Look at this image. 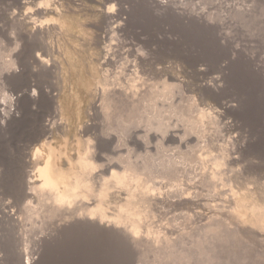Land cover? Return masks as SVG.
I'll list each match as a JSON object with an SVG mask.
<instances>
[{
  "label": "rangeland",
  "instance_id": "1",
  "mask_svg": "<svg viewBox=\"0 0 264 264\" xmlns=\"http://www.w3.org/2000/svg\"><path fill=\"white\" fill-rule=\"evenodd\" d=\"M110 4L116 5L113 10L115 12L112 13L114 19L105 17L106 9ZM223 64L226 68H223ZM13 73H17L14 74L13 79L8 78ZM32 83L35 85L33 84L30 89L31 95L36 94L35 86L50 93H47L50 95L47 97L49 100L46 97L40 100L35 115H30L22 104L20 106L15 104V97L26 91ZM206 84L209 86H204ZM262 87H264V0H123V2L122 0H0V117L7 116L4 115V109L10 114L17 113L22 116L17 127L6 133L0 131V258L3 263L17 264L23 261L29 264V259L36 260L39 251L43 248V240L49 238L53 232L55 225L52 223L60 222L57 217L55 218L58 220L42 218V214L31 215L28 210L31 195L34 194L28 189L31 188L32 183L38 182L33 173L37 166H44L46 152L42 146L45 139L50 138V144L60 153L59 157H62V165L68 168L67 156L74 158L78 152L84 151L88 144L84 142H88L89 138L92 142L89 145L93 146H91L92 156L98 162V170L94 171L95 176L100 177L107 170L119 166L132 165L140 168L147 165L153 168L150 172H155V177H158L148 183V186H151L150 192L140 195L142 200L146 199L144 202H148L149 208L148 213L144 214L141 225L142 237L140 236L139 239L141 238L142 244L139 246V251L136 249L134 254L133 251H127L124 254L127 255L126 257L123 256L113 264H171V262L180 264L182 259V264H258L261 261V264H264V256L257 259L264 252L262 249L264 218L255 220L256 212L264 201ZM104 90L112 98L120 97L117 101L124 102H119L120 106L133 104L131 98H128L131 93H138L136 97L146 101L138 105L133 114H126L124 116L126 121L122 123L114 119V115L106 116L104 111L106 105L102 98ZM119 92L122 94H118ZM155 100L159 101L156 103ZM239 104L240 107L230 115L228 109ZM150 106H153V110ZM53 110L57 117L56 114L53 115ZM187 112L188 114H185ZM200 112H212L213 118H205L206 122L198 120V123L195 117L197 118ZM180 117L184 119L181 120ZM184 126H187L185 130ZM51 127L50 135L48 129ZM201 130H204L203 133ZM250 135L251 137L248 138ZM101 138L106 139L107 144L101 145ZM109 142L114 144H108ZM37 149L41 153L39 158L33 156ZM205 150H210L214 156L220 153L221 155L226 153L224 154L226 158L227 155L229 156V159L227 158L229 162L223 167L225 169L222 168L223 173L216 178L218 180L209 181L205 175L207 173L205 170L209 171L212 167L209 158L204 164L198 160L199 158L196 159L199 153L201 155ZM217 152L219 153L216 154ZM174 159H178V162ZM236 168L244 177L251 180L246 184L248 186H245V191H241L243 194L240 196L234 194L232 189L229 191L224 181L225 177L227 180L233 176ZM244 172L248 173L245 175ZM222 175L224 176L221 177ZM125 192L123 189L118 190L111 198L106 197L104 200L98 196L96 198L99 200L94 199L95 196L94 200L89 199L88 202L95 211L94 217L104 216L103 218L110 219L108 216L113 212L115 204L125 198ZM26 193L31 194L28 196ZM252 196H256V199ZM260 197L262 198L259 199ZM235 199L239 200V203ZM101 200L102 203H99ZM230 206H233L232 209ZM224 222L237 228L234 226L232 228L230 225L224 227L222 226L225 225ZM210 226L216 231L212 233ZM227 228L228 233L225 231ZM50 230L51 232H47ZM204 230H206L205 234ZM229 230L236 234H229ZM152 231L156 232L159 238L173 239L172 243L175 242L177 245L173 243L171 252L186 251V255L182 256V259L171 254L170 259H157L153 251L154 247L150 244V240L153 239L151 237H154ZM222 231H225V236ZM220 232L222 234L217 235ZM238 235L244 237L239 239ZM222 236L225 238L220 243ZM239 240L242 242L240 245ZM207 241L209 244H206ZM219 244L221 249L218 248ZM208 245L216 246L218 260L212 263L203 262L204 255L201 249L206 250ZM230 245L232 247H229ZM244 245L250 247L246 250ZM100 246H103L101 241ZM226 246L227 249H224ZM252 247L255 249L252 250ZM254 250L255 253H251ZM136 251L140 255H137ZM20 252L24 256L23 260L17 257ZM256 252L260 254L258 257ZM96 256H92L91 261L82 258L79 262L102 264L104 260L103 264H107L105 258L99 259L98 257L101 256ZM245 256L248 259H245ZM228 259L231 263H228ZM253 259H257L256 262ZM164 260L168 262L162 263Z\"/></svg>",
  "mask_w": 264,
  "mask_h": 264
},
{
  "label": "bare ground",
  "instance_id": "2",
  "mask_svg": "<svg viewBox=\"0 0 264 264\" xmlns=\"http://www.w3.org/2000/svg\"><path fill=\"white\" fill-rule=\"evenodd\" d=\"M44 1H48V0H44ZM131 1V0H130ZM135 1V0H134ZM123 2V0H122ZM126 2V1H125ZM17 3V2H16ZM114 4V3H113ZM113 4H110L108 5L107 7V11L105 13V17L106 19H114L112 16H114V12L113 10L114 6ZM127 7V6H126ZM117 8V7H116ZM47 9V8H46ZM123 9V8H122ZM127 10V9H126ZM137 10V9H136ZM119 12V11H118ZM128 12V11H127ZM113 13V14H112ZM136 13V12H135ZM125 16V15H124ZM188 16V14H187ZM192 17V16H191ZM132 18V17H131ZM119 20V19H118ZM155 21V20H154ZM174 21V20H173ZM111 22V21H110ZM156 22V21H155ZM172 22V21H171ZM176 22V21H174ZM173 22V23H174ZM133 23V22H132ZM161 23V22H160ZM188 23V22H187ZM24 24V23H23ZM46 25V24H45ZM44 25V26H45ZM119 25H121L119 23ZM27 26V25H26ZM185 26V25H184ZM204 26V25H203ZM136 27V26H135ZM155 27V26H154ZM160 27V26H159ZM46 28V27H45ZM180 28V27H179ZM187 28V26H186ZM42 29V28H41ZM127 29V28H126ZM140 29V28H139ZM138 29V30H139ZM153 29V28H152ZM170 29V28H169ZM204 29V28H203ZM208 29V28H207ZM165 30V29H164ZM178 30V29H177ZM123 31V30H122ZM166 31V30H165ZM176 31V30H175ZM153 32V31H152ZM34 33V32H33ZM204 35V34H203ZM210 35V34H209ZM30 36V35H29ZM194 36V35H193ZM171 37V36H170ZM218 37V36H217ZM173 38V37H172ZM185 38V37H184ZM196 38V37H195ZM206 38V37H205ZM209 39V38H208ZM29 40V39H28ZM27 40V41H28ZM201 40V39H200ZM141 41V40H140ZM189 41V40H188ZM210 41V40H209ZM169 42V41H168ZM159 45V44H158ZM216 45V44H215ZM206 46V45H205ZM167 47V46H166ZM191 47V46H189ZM206 48V47H205ZM181 49V48H180ZM211 49V48H210ZM209 49V50H210ZM233 49V48H232ZM206 50V49H205ZM212 51V50H211ZM216 52V50H215ZM244 52V51H243ZM131 56V55H130ZM190 56V55H189ZM220 58V57H219ZM241 58V57H240ZM248 59V58H247ZM17 60V58H16ZM222 61V60H221ZM237 61V60H236ZM231 62V61H230ZM111 63V62H110ZM223 68H226L224 67V64L222 65ZM230 66V65H228ZM108 67V66H107ZM249 67V66H248ZM42 68V67H41ZM104 68V67H102ZM236 68V67H235ZM244 69V68H243ZM19 70V69H18ZM252 70V68H251ZM28 71V70H27ZM35 71V70H33ZM15 72V71H14ZM18 72V71H17ZM228 72V71H227ZM9 74V73H8ZM14 74H17V73H13L12 75L8 76V78H11L13 79V77L15 76ZM254 77V76H253ZM20 79V78H19ZM7 80V78H6ZM217 82V80H215ZM219 81V80H218ZM34 83H32L31 85H29V89L27 88L26 91H23L21 95L18 94L17 97H15V104L20 106L22 104V106H24V108L28 110L29 114L30 115H35L38 111H37V106L39 105V102L40 100L44 99L45 97L47 98L48 95L47 93H49V91H46L39 88V87H34L36 89V94L34 95H31L30 94V89L32 88V85ZM208 84V83H207ZM204 85V86H209V85ZM35 85V84H34ZM163 85V83H162ZM168 85V84H167ZM173 85V84H172ZM171 85V87H172ZM18 86V85H17ZM38 86V85H37ZM161 87V86H160ZM175 87V86H174ZM44 88V87H43ZM159 88V86H158ZM168 88V87H167ZM211 88V87H210ZM208 88V89H210ZM24 89V88H23ZM45 89V88H44ZM93 89V88H92ZM91 89V90H92ZM162 89V87H161ZM165 89V88H164ZM163 89V90H164ZM174 89V88H173ZM205 89V88H204ZM212 89V88H211ZM33 90V91H34ZM47 90V89H46ZM166 90V89H165ZM262 90L264 91V87H262ZM29 91V92H28ZM93 91V90H92ZM136 91V89H135ZM172 91V90H171ZM32 92V91H31ZM118 92V91H117ZM137 92V91H136ZM173 92V91H172ZM185 92V91H183ZM211 92V91H210ZM213 93H215L214 91H212ZM94 93V92H93ZM154 93V92H153ZM50 94V93H49ZM95 94V93H94ZM117 94V93H116ZM120 94V92L118 93ZM122 94V93H121ZM120 94V95H121ZM158 94V93H157ZM160 94V93H159ZM158 94V95H159ZM190 94V93H189ZM129 95V94H128ZM138 95V93H134L130 95V97L128 96V98H131V101L133 102V104H127V106H120L121 104L119 102L121 101H117V99H119L120 97L116 98H112L111 96L108 95V92L106 90L103 91V94H102V98H103V102L104 104L106 105L105 107V114L106 116L107 115H114V119H116L117 121H120V122H124L126 120H124V116L128 113H132L134 110H136V108L138 107V105H140L142 102L144 103V101H146V99H138L136 96ZM148 95V94H147ZM151 95V94H150ZM119 96V95H118ZM161 96V95H160ZM159 96V97H160ZM168 96H170L168 94ZM184 96V95H183ZM182 96V97H183ZM137 99H136V98ZM145 97V96H144ZM181 97V98H182ZM12 98V97H11ZM149 98V97H148ZM152 98V97H151ZM156 98V97H155ZM154 98V99H155ZM158 98V97H157ZM170 98V97H169ZM186 98V97H185ZM193 98V97H191ZM48 99V98H47ZM168 99V98H167ZM49 100V99H48ZM115 100L117 102H115ZM148 100V99H147ZM153 100V99H152ZM151 100V101H152ZM170 100V99H169ZM168 100V101H169ZM11 101V100H10ZM14 100H12L13 102ZM130 101V102H131ZM150 101V100H148ZM159 101V100H158ZM157 101V102H158ZM165 103H167V101L163 100ZM162 101V102H163ZM123 102V101H122ZM126 102V101H125ZM156 102V100H155ZM154 102V104H155ZM156 102V103H157ZM161 102V101H160ZM161 102V103H162ZM163 102V103H164ZM171 102V101H170ZM11 103V102H10ZM119 103V104H118ZM124 103V102H123ZM136 103V104H135ZM149 103V102H148ZM180 103V102H179ZM153 104V102L151 103ZM160 104V103H159ZM169 104V103H167ZM238 104V103H237ZM146 105V104H145ZM155 105H158V104H155ZM161 105V104H160ZM166 105V104H164ZM172 105V104H171ZM12 106V105H11ZM143 106V105H142ZM182 106V105H181ZM151 107V106H150ZM155 108L158 106H154ZM165 106H163V109H164ZM171 107V106H170ZM180 107V106H179ZM240 107V104L238 106H231L229 109H228V112L230 113V115H233L235 113V111ZM19 108V107H18ZM22 108V109H24ZM55 108V107H54ZM148 108V107H147ZM153 108V106L151 107V109ZM183 108V107H182ZM176 109V107H175ZM191 109V108H190ZM40 110V108H39ZM57 110V109H55ZM55 110H53V115L55 116L56 112H54ZM140 110V109H139ZM143 110V109H142ZM153 110V109H152ZM157 110V109H156ZM165 110V109H164ZM168 110V109H167ZM171 110V109H170ZM198 110V109H197ZM155 111V109H154ZM162 111V110H161ZM174 111V110H173ZM180 111V109H179ZM178 111V112H179ZM189 111V110H188ZM194 111V110H193ZM202 111V110H200ZM204 111V110H203ZM210 111V109L208 110ZM212 111V110H211ZM58 112V111H57ZM144 112V111H143ZM151 112V111H150ZM166 112V111H165ZM164 112V113H165ZM176 112V111H175ZM190 112V111H189ZM3 113V112H2ZM138 113V112H137ZM146 113V111L144 112ZM152 113V112H151ZM157 113V112H155ZM154 113V114H155ZM159 113V111H158ZM167 113V112H166ZM183 113V112H182ZM180 113V114H182ZM7 116H1L0 117V131L1 133H6L8 130H11L15 127L18 126V123L22 120V116L17 115V113H12L10 114V112H5V109H4V115ZM52 114V113H51ZM133 114V113H132ZM149 114V113H147ZM153 114V115H154ZM179 114V115H180ZM185 114H188L185 113ZM199 114V113H198ZM197 114V116H198ZM142 115V114H141ZM152 115V116H153ZM158 115V114H157ZM177 115V114H176ZM216 115V113H215ZM50 116V115H49ZM132 115H130L131 117ZM140 116V115H139ZM149 116V115H148ZM173 116V115H172ZM189 116V115H188ZM56 117H57V114H56ZM174 117V116H173ZM52 118V117H51ZM55 118V117H54ZM59 118V117H58ZM127 118V116H126ZM154 118H155V115H154ZM158 118V117H157ZM176 118V117H175ZM181 118V117H180ZM183 118V117H182ZM181 118V120H182ZM188 118V117H187ZM205 118H213V113L212 112H200L199 116L195 119H197L196 122H198V120H203L205 121L204 119ZM218 118V117H217ZM216 118V120H217ZM131 119V118H130ZM153 119V118H152ZM184 119V118H183ZM191 119V118H190ZM189 119V120H190ZM111 120V119H110ZM109 120V121H110ZM194 120V118H193ZM172 121V120H171ZM184 121V120H183ZM64 122V121H63ZM113 122V121H112ZM122 122V123H123ZM131 122V121H130ZM178 122H179V119H178ZM177 122V123H178ZM206 122V121H205ZM62 123V122H61ZM60 123V125H61ZM125 123V122H124ZM138 123V122H137ZM143 123V122H142ZM199 123V122H198ZM155 124V123H154ZM160 124V123H159ZM188 124V123H187ZM192 124V123H191ZM190 124V125H191ZM196 124V123H195ZM193 123V125H195ZM211 124V122H210ZM219 124V123H218ZM65 125V124H64ZM117 125H118V122H117ZM122 125V124H121ZM143 125V124H142ZM198 125V124H197ZM197 125H196V128H197ZM202 125V124H200ZM199 125V126H200ZM205 125V124H204ZM152 126V125H151ZM162 126V125H161ZM169 126V125H168ZM203 126V125H202ZM206 126V125H205ZM220 126V125H219ZM166 127V125H165ZM164 127V128H165ZM185 127L187 126H184V130H185ZM190 127V126H189ZM201 127V126H200ZM208 127V126H207ZM44 128H45V125H44ZM121 128V127H120ZM123 128V127H122ZM121 128V129H122ZM135 128V127H134ZM148 128V127H146ZM161 128V127H160ZM183 128V127H182ZM192 128V126H191ZM205 128V127H204ZM112 129V128H111ZM128 129V128H127ZM174 129V128H173ZM194 129H195V126H194ZM194 129H191V130H194ZM201 129H203L201 127ZM213 129V128H212ZM49 132L48 134L51 135V130H52V127L50 129H48ZM114 130V129H113ZM112 130V131H113ZM149 130V129H148ZM163 130V129H162ZM175 130V129H174ZM206 130V129H205ZM208 130V129H207ZM206 130V131H207ZM231 130V129H229ZM166 131V130H165ZM189 131H190V128H189ZM188 131V132H189ZM195 131V130H194ZM197 131V130H196ZM204 131V130H203ZM203 131L201 130V132L203 133ZM228 131V129L226 130V132ZM149 132V131H148ZM156 132V131H155ZM161 132V131H159ZM183 131H181L182 133ZM185 132V131H184ZM198 132V131H197ZM210 132V130H209ZM208 132V133H209ZM231 132V131H230ZM229 132V133H230ZM146 133V132H145ZM176 133V132H175ZM187 133V132H185ZM194 133V132H193ZM196 133V132H195ZM233 133V132H232ZM167 134V133H166ZM200 134V133H198ZM142 135V134H141ZM169 135V133H168ZM186 135V134H185ZM189 135H190V132H189ZM230 135V134H229ZM120 136V134H119ZM143 136V135H142ZM182 136H184L182 134ZM200 136V135H199ZM198 136V137H199ZM144 137V136H143ZM203 137V136H202ZM247 137V136H246ZM251 135L248 137L250 138ZM183 138V137H182ZM247 138V139H248ZM85 139V138H84ZM87 139V138H86ZM185 139V138H184ZM232 139V138H231ZM236 139V138H235ZM234 139V140H235ZM252 139V138H251ZM50 138H46L44 143H43V149L44 151L46 152L45 155H44V164L45 162L48 160L49 156H51V164H50V169H49V176H50V180H51V184H52V187L48 188V189H41L40 188V184L43 183L42 181H38L37 183H30L31 184V188H29L30 184H27L29 185L28 186V190H30V192H34V194L32 193L31 195V202H30V205L28 206V210L30 211V214H35L37 216L42 214V218L45 217L48 219L49 218H59V221L60 222H57L56 224L52 223V225H55L54 228H53V232L50 234V237L49 238H46L45 241L43 240V248L41 251H39V256L36 260H34L33 258L32 259H29V264H75V263H80L82 264L80 261V259L82 258H85L87 260H90V258H92V256H96V255H99L101 257H98L99 259H102L105 258L106 261H107V264H113L115 262H118L123 256H125L124 254H126V252H132L133 251V254L135 253V250L137 249V251H139V246H141L142 243H140V239L139 237L141 236L140 233H141V229H142V222H143V217H144V214L145 213H148V202H144V200L141 199L143 193L145 194V192H150V188L151 186H148L150 183V181H152V179H156L158 177H155L156 173H152L150 172L151 169H153L152 167L150 166H143V167H134L132 165H127V166H119L117 168H114L110 171H106L105 174H103L102 176L98 177V176H95L94 175V171H92V168L90 167L91 165H96L97 168H98V162H96L92 156V152L91 151V148L92 147L89 145V138H88V142H84L85 144H87V147L84 151L82 152H78V154L73 158L71 156H67V163L68 164V168H64V166L62 165V157H59L60 156V153L57 152L53 147L52 145L50 144ZM115 140L117 141V139L115 138ZM121 140V139H120ZM181 140V139H180ZM187 140V139H186ZM185 140V141H186ZM249 140V139H248ZM85 141V140H84ZM115 141V142H116ZM174 141V140H173ZM196 141V140H195ZM203 141V140H201ZM243 141V140H242ZM259 141V140H257ZM192 142V141H190ZM204 142V141H203ZM202 142V143H203ZM117 143V142H116ZM163 143V142H162ZM200 143V142H199ZM237 143V142H236ZM240 143V142H239ZM246 143V142H245ZM53 144V143H52ZM98 144V143H97ZM100 144L101 145H104V144H107V141L106 139H102L100 140ZM108 144H114L113 142L112 143H108ZM122 144V142H121ZM204 144V143H203ZM235 144V143H234ZM183 145V144H182ZM188 145V144H186ZM190 145V144H189ZM214 145V144H213ZM249 145V144H248ZM86 146V145H85ZM124 146V145H123ZM211 146V145H210ZM217 146V145H215ZM230 146V145H229ZM228 146V147H229ZM159 147V146H158ZM164 147V146H163ZM181 147V146H180ZM186 147V146H185ZM184 147V148H185ZM200 147L202 148V146L200 145ZM199 147V149H200ZM204 147V146H203ZM207 147V146H205ZM222 147V146H221ZM247 147V145H246ZM252 147V146H251ZM78 148V147H77ZM188 148V146H187ZM240 148V147H239ZM190 149V148H189ZM211 149V148H210ZM93 150V149H92ZM160 150V149H159ZM167 150V149H166ZM198 150V149H197ZM208 150V148L206 149ZM205 150V153L201 154L199 153V157H196L199 158L198 160H200V162H202L203 164L205 163L206 159L209 158V160L211 161L212 163V167L209 168L207 170H205V172H207L205 175L207 177V179L209 181H212L214 179H216L218 176H220L223 172L222 170L225 169L223 168L224 166L227 165V163L229 162V156L227 155V158H226V153L222 154L220 153V155L218 156H214L210 153V150L209 151H206ZM217 150V149H216ZM243 150H244V147H243ZM131 151V150H130ZM158 151V150H157ZM201 151V150H200ZM227 151V150H226ZM229 151V150H228ZM241 151V150H240ZM173 152V151H172ZM177 152V151H176ZM193 152V151H192ZM199 152V151H198ZM36 153L37 151L35 152V154L33 156H36ZM67 153V152H66ZM171 153V152H170ZM215 153V151H214ZM219 152H217L216 154H218ZM41 154V153H40ZM65 154V152L63 153ZM172 154V153H171ZM215 154V155H216ZM230 154V152H229ZM232 154V153H231ZM168 155V154H166ZM182 155H183V151H182ZM187 155V154H186ZM65 156V155H64ZM74 156V155H73ZM95 156V154H94ZM122 156V155H121ZM164 156V155H163ZM162 156V157H163ZM180 156V155H179ZM185 156V155H184ZM198 156V155H197ZM232 156V155H231ZM40 157V155L38 156V158ZM66 157V156H65ZM64 157V158H65ZM34 158V157H33ZM63 158V160H64ZM118 158V157H117ZM122 158V157H121ZM168 158V157H167ZM190 158V157H189ZM188 158V159H189ZM99 160V159H98ZM120 160V159H119ZM118 160V161H119ZM169 160V159H168ZM178 160V159H177ZM176 159H174V161H177ZM241 160V159H240ZM101 161V160H100ZM151 161V160H150ZM166 161V160H165ZM236 161V160H234ZM254 161V160H253ZM169 162V161H168ZM178 162V161H177ZM196 162V161H195ZM230 162L231 159H230ZM154 163V162H152ZM156 163V162H155ZM161 163V161H160ZM164 162H162L163 164ZM167 163V161H166ZM209 163V162H208ZM209 163V164H211ZM234 163V162H233ZM256 163V162H255ZM264 163V161H263ZM262 163V164H263ZM33 164V163H32ZM130 164V163H129ZM173 164V163H171ZM198 164V163H197ZM201 164V165H203ZM208 164V165H209ZM34 165V164H33ZM155 165V164H154ZM153 165V167H154ZM158 165V164H157ZM168 165V164H167ZM200 165V163H199ZM229 165V164H228ZM264 165V164H263ZM137 166V165H135ZM152 166V164H151ZM162 166V165H161ZM233 166V164H232ZM235 166V165H234ZM245 167V165H243ZM255 166V165H254ZM38 167V166H37ZM66 167V166H65ZM159 167V166H158ZM199 167V166H198ZM263 167V166H262ZM36 168V167H35ZM170 168V167H169ZM202 168V166H201ZM206 168V167H204ZM223 168V169H222ZM230 168V167H228ZM254 168V167H253ZM260 168V167H258ZM37 169V168H36ZM156 169V168H155ZM203 169V168H202ZM233 169V168H232ZM231 169V170H232ZM241 169V168H240ZM246 169V168H245ZM248 169V168H247ZM252 169V168H251ZM264 169V168H263ZM147 170V171H145ZM163 170V169H161ZM201 170V169H200ZM203 170V171H204ZM235 170V169H234ZM233 170V171H234ZM239 170V169H238ZM237 168H236V171L235 173L233 174V176L229 177L227 180H225V177L224 178V181L226 182H223L226 184L229 189H232L235 193L234 194H237L238 196L242 195L243 193H241V191H245V188L248 186L246 185L249 181H251L250 179H248L247 177H244L243 174H241L240 172H238ZM259 170V169H258ZM156 172H158V170H154ZM182 171V170H181ZM243 171V170H242ZM245 171V170H244ZM251 171V170H249ZM115 172L116 175L113 176L112 173ZM147 172H149V174L147 175ZM169 172V171H168ZM204 172V173H205ZM230 172V171H229ZM257 172V171H256ZM260 172V171H259ZM262 172V171H261ZM104 173V172H103ZM160 173V172H159ZM202 173V172H201ZM232 173V172H231ZM248 173V172H247ZM246 173V174H247ZM252 173V172H251ZM249 172V174H251ZM228 174V173H227ZM226 174V175H227ZM245 174V172H244ZM245 174V175H246ZM254 174V173H253ZM99 175V174H98ZM159 175V174H157ZM230 175V174H228ZM150 176V179H148ZM224 175H222L221 177H223ZM259 176V175H258ZM199 177V176H198ZM205 177V179H206ZM263 177V176H262ZM147 178V179H146ZM161 178V177H160ZM164 178V176H163ZM204 179V180H205ZM149 180V181H148ZM218 180V179H216ZM222 180V179H221ZM254 180V179H253ZM215 181V180H214ZM220 183H222L221 181H219ZM256 182V181H255ZM213 183V182H212ZM218 183V182H217ZM255 184V183H254ZM217 185V184H215ZM222 185V184H221ZM253 185V183H252ZM184 186V185H183ZM212 186V185H211ZM214 186V185H213ZM246 186V187H245ZM250 186V185H249ZM154 187V186H153ZM225 187V186H224ZM253 187V186H252ZM215 187H213L214 189ZM226 188V187H225ZM251 188V187H250ZM27 189V187H26ZM123 189L124 191H126L125 193V198H123L122 200H120V202L118 201V203L115 204L114 206V210L112 213H110V219H108L106 217V220L105 218L101 217V218H97L96 216L94 217V208L91 206V204L88 202L89 199H94L96 198V196H98V198H102V200H104V198L106 197H110L112 196V194L114 192H117L118 190H121ZM189 189V188H188ZM217 190V189H216ZM224 190V189H223ZM250 190V189H249ZM183 191V190H182ZM207 191V190H206ZM218 191V190H217ZM222 191V190H221ZM230 191V190H229ZM251 191H252V188H251ZM251 191H250V194H251ZM232 192V191H231ZM152 193V192H151ZM233 193V192H232ZM28 196H30L29 194L31 193H26ZM189 194V193H188ZM258 194V193H257ZM26 195V197H27ZM181 195V194H180ZM185 195V194H184ZM231 195V194H230ZM245 195V193H244ZM262 195V194H261ZM233 196V195H232ZM231 196V197H232ZM259 196V194H258ZM146 197V196H145ZM188 197V196H187ZM248 197V195L246 196ZM251 197V196H250ZM255 198L256 196H252V198ZM264 197V195H263ZM29 198V197H28ZM96 198V199H98ZM235 198V197H234ZM241 198V197H240ZM244 198V196H243ZM262 197H260L259 199H261ZM93 199V200H94ZM150 199V198H149ZM225 199V198H224ZM239 199V198H237ZM256 199V198H255ZM99 200V199H98ZM102 200L99 201V203L101 202L102 203ZM236 200V199H235ZM264 200V199H263ZM151 201V200H150ZM231 201V200H230ZM233 201V200H232ZM237 202L239 200H236ZM242 201V200H241ZM244 201V200H243ZM248 201V200H247ZM260 201V200H258ZM212 202V201H211ZM218 202V201H217ZM228 202V200L226 201ZM262 202V201H261ZM177 203V202H176ZM233 203V202H231ZM239 203V202H238ZM255 203V202H254ZM228 204V203H227ZM247 204V202H246ZM249 204V202H248ZM257 204V203H256ZM259 204V202H258ZM150 205V204H149ZM230 205V204H229ZM242 205V204H241ZM240 205V206H241ZM243 205H245L243 203ZM261 206L259 207V205L257 206V208L259 207V211L256 212L257 214L255 215L257 219L255 220H259V219H263L264 218V201L260 204ZM151 206V205H150ZM203 206V205H202ZM220 206V205H219ZM234 206V205H233ZM232 206V207H233ZM236 206V205H235ZM239 206V207H240ZM223 207V206H222ZM227 207V206H226ZM231 207V206H230ZM231 207V209H232ZM238 207V206H237ZM249 207V206H248ZM246 207V208H248ZM243 208V207H242ZM219 209V208H218ZM230 209V210H231ZM234 209V208H233ZM241 209V208H240ZM109 210V209H108ZM237 210V208H236ZM28 211V212H29ZM110 211V210H109ZM185 211V210H184ZM235 211V209H234ZM239 211V210H238ZM246 211H248L246 209ZM250 211V210H249ZM32 212V213H31ZM231 212V211H230ZM106 213V212H105ZM108 213V211H107ZM240 213H242V211H240ZM100 214V212H99ZM104 214V213H103ZM236 214V213H235ZM248 214V213H247ZM106 215V214H105ZM251 215H252V212H251ZM30 216V215H29ZM146 216V215H145ZM148 216V214H147ZM234 216V215H233ZM237 216V214H236ZM31 217V216H30ZM35 217V216H34ZM40 217V216H39ZM100 217V215H99ZM29 217H27L28 219ZM33 218V217H32ZM36 218V217H35ZM55 218V220L57 219ZM147 218V217H146ZM145 218V219H146ZM235 218V217H233ZM254 218V217H253ZM41 219V218H40ZM251 219V218H250ZM36 220V219H35ZM39 220V219H38ZM51 220V219H49ZM58 220V219H57ZM247 220V219H246ZM252 220V219H251ZM41 221V220H39ZM44 221V220H43ZM46 223H47V220L45 219ZM149 221V220H148ZM219 221V220H218ZM217 221V222H218ZM239 221V220H238ZM250 222V220H247ZM32 222V221H31ZM35 222V221H34ZM38 222V221H37ZM209 222V221H208ZM214 222V221H213ZM220 222V221H219ZM246 222V221H245ZM254 222V221H253ZM256 222V221H255ZM45 223V222H44ZM227 223V222H226ZM229 223V222H228ZM41 224V223H40ZM43 224V223H42ZM50 224V222H49ZM144 224V223H143ZM218 224V223H217ZM225 224V222H224ZM231 224H233L231 222ZM251 224V223H250ZM253 224V223H252ZM34 225V224H33ZM39 225V224H38ZM45 225V224H44ZM51 225V226H52ZM194 225V224H193ZM207 225V224H206ZM209 225V224H208ZM216 225V223H215ZM229 227L228 224H225L222 226H226ZM262 225V224H261ZM42 226V225H41ZM40 226V227H41ZM47 226V225H46ZM214 225H212L213 227ZM218 226V225H217ZM231 226V225H230ZM237 228V226L235 227V225H232L231 227L233 228ZM256 226V224H255ZM152 227V226H151ZM210 226V229L212 228ZM216 227V226H215ZM260 227V226H259ZM262 227V226H261ZM39 228V227H38ZM47 227H45L46 229ZM50 228V227H49ZM148 228V227H147ZM205 228V227H204ZM207 228V227H206ZM205 228V229H206ZM209 228V226H208ZM208 228L206 230H208ZM218 228V227H217ZM249 228V227H248ZM255 228V227H254ZM48 229V228H47ZM150 229V227H149ZM212 229H215V228H212ZM212 233L213 231L215 232L216 230H212ZM222 229V228H221ZM223 229H226V228H223ZM247 229V228H246ZM144 230V229H143ZM146 230V229H145ZM180 230V229H179ZM204 230V234H205V231ZM219 230V228H218ZM217 230V231H218ZM231 230V229H230ZM229 230V231H230ZM238 230V229H237ZM241 230V229H240ZM41 231V230H40ZM149 231V230H148ZM158 231V230H157ZM200 231V230H199ZM221 231V230H220ZM228 233V228L227 230ZM225 231H222L224 232V236H225ZM239 231V230H238ZM237 231V232H238ZM244 231V230H243ZM249 230L247 229V232ZM254 231V230H253ZM257 231V230H256ZM255 231V232H256ZM47 232H51L50 231H47ZM147 232V231H146ZM145 232V233H146ZM150 232V231H149ZM148 232V233H149ZM203 232V231H202ZM201 232V233H202ZM222 232H220V234L217 233V235H221ZM234 232H236V230H234ZM240 232V231H239ZM246 232V231H245ZM246 232V233H247ZM42 233V232H41ZM145 233H144V238H145ZM159 233V232H158ZM231 233V231L229 232V234ZM242 233V232H240ZM47 234V233H46ZM154 235V237H151L153 239L150 240V244L154 247L153 251H155V255L157 257V259H162L163 258H169L170 254L171 256L173 257H179L181 258L182 256L186 255V251L184 252H171V246L173 245V239L170 240L169 239H164V238H159L157 237V233L154 231H152V233ZM206 234H208V232H206ZM229 234H227V236H229ZM232 235L234 233H231ZM236 234V233H235ZM234 234V235H235ZM239 234V233H238ZM248 234V233H247ZM143 235V234H142ZM147 235V234H146ZM161 235V234H160ZM210 235V233H209ZM216 235V233H215ZM241 235V234H239ZM238 235V236H239ZM244 235V234H243ZM150 236V235H149ZM204 236V235H203ZM208 236V235H207ZM254 236V235H253ZM48 237V236H47ZM142 237V236H141ZM194 237V236H193ZM210 237H213V236H210ZM210 237H209V241H210ZM216 236H214L215 238ZM236 239H238L237 236H235ZM241 237H244V236H241ZM239 236V239L241 238ZM147 238V237H146ZM177 238V237H176ZM197 238V237H196ZM208 238V237H207ZM212 238V239H214ZM225 238V237H224ZM224 238L222 236V239L220 241V243L222 241H224ZM228 238V237H227ZM230 238V237H229ZM246 238V237H245ZM252 238V237H251ZM43 239V238H42ZM41 239V240H42ZM205 239H206V236H205ZM204 239V241H205ZM233 239V238H232ZM236 239L235 240V243H236ZM264 239V238H262ZM102 242V245L103 246H100V241ZM148 240V239H147ZM177 240V239H176ZM207 240V239H206ZM216 240V239H215ZM220 240V238H219ZM228 240V239H226ZM233 240V241H234ZM243 240V239H242ZM145 241V240H144ZM175 241V239H174ZM199 241V240H198ZM201 241V240H200ZM246 241V240H245ZM244 241V242H245ZM149 242V241H148ZM178 242V241H177ZM191 242V241H190ZM203 242V241H202ZM201 242V243H202ZM208 242V241H207ZM217 242V241H216ZM229 242V241H228ZM228 242L226 243V245L228 244ZM231 242V241H230ZM229 242V243H230ZM238 242V241H237ZM182 243V242H181ZM234 243V244H235ZM240 243H242L240 240H239V245ZM246 243V242H245ZM262 243V242H261ZM264 243V242H263ZM176 244V243H175ZM180 244V243H179ZM184 244V242H183ZM206 244H209L206 243ZM232 244V243H231ZM146 245V244H145ZM177 245V244H176ZM198 245V244H197ZM204 245V244H203ZM211 245V243H210ZM208 245L209 247L206 248H202L201 251L204 255L203 259H204V263H212L214 262L215 260H218V257L216 258V246L213 245V246H210ZM225 245V244H224ZM238 245V243H237ZM250 245V244H248ZM256 246V244H254ZM260 245V244H259ZM147 246V245H146ZM189 246V245H188ZM194 246V245H193ZM199 246V245H198ZM221 246L220 244L218 245V248H222V247H219ZM228 246V245H227ZM227 246L224 247V249L226 248L227 249ZM232 246H234L232 244ZM231 245L229 247H232ZM236 246V245H235ZM175 247V246H174ZM179 247V246H178ZM177 247V248H178ZM187 247V246H186ZM206 247V246H205ZM244 247L246 248V250L250 247L248 246H245ZM248 247V248H247ZM183 248V247H182ZM191 248V247H189ZM196 248V247H195ZM201 248V247H200ZM254 247H252V250H253ZM142 249V248H141ZM147 249V248H146ZM175 249V248H174ZM179 249V248H178ZM192 249V248H191ZM223 249V250H224ZM229 249V248H228ZM233 249V248H232ZM255 249V248H254ZM261 249V248H260ZM264 249V248H262ZM177 250V249H176ZM182 250V249H181ZM187 250V249H185ZM231 250V249H230ZM229 250V251H230ZM235 250V248H234ZM251 250V249H249ZM248 250V251H249ZM259 250V248L257 249ZM136 251V252H137ZM141 251V250H140ZM151 250H149L150 252ZM152 251V252H153ZM197 251V250H196ZM236 251V250H235ZM245 251V250H243ZM242 251V252H243ZM261 251V250H260ZM263 251V250H262ZM144 252V251H143ZM146 252V251H145ZM188 252V251H187ZM192 252V251H191ZM226 252V251H225ZM234 252V251H233ZM237 252V251H236ZM250 252V251H249ZM221 253H223L221 251ZM231 253V252H230ZM235 253V252H234ZM246 253V252H245ZM251 253H255V250L254 252L252 251ZM250 253V254H251ZM258 252H256V257H258V255L260 254H257ZM260 253V252H259ZM264 253V252H263ZM263 253L257 258H261V256H264ZM132 254V255H133ZM137 255L139 254V252L136 253ZM135 254V255H136ZM188 254V253H187ZM198 254V253H197ZM201 254V253H200ZM199 254V255H200ZM218 254V252H217ZM233 254V253H232ZM129 255V254H128ZM136 255V256H137ZM140 255V254H139ZM144 255V253H143ZM193 255V254H191ZM219 255V254H218ZM225 255V254H224ZM227 255H228V250H227ZM226 255V256H227ZM235 255V254H234ZM246 255V254H245ZM249 255V253H248ZM254 255V254H253ZM252 255V256H253ZM127 256V255H126ZM125 256V257H126ZM153 256V255H152ZM220 256V255H219ZM231 256V255H230ZM228 256L229 258L233 257V256ZM238 256V255H237ZM241 256V255H240ZM251 256V255H250ZM17 257L20 259V260H23V254L20 252L17 254ZM97 257V256H96ZM139 257V256H138ZM151 257V256H150ZM188 257V256H187ZM191 257V256H190ZM193 257V256H192ZM197 257V256H195ZM223 257V256H222ZM243 257V256H242ZM246 258L245 259H248L247 256H245ZM254 257V256H253ZM251 257V258H253ZM94 258V257H93ZM183 258V257H182ZM181 258V259H182ZM221 258V257H220ZM263 258V257H262ZM150 259V258H149ZM177 259V258H176ZM186 259V257H185ZM193 259V258H192ZM196 259V258H195ZM199 259V257H198ZM224 259V258H223ZM233 259H235L233 257ZM241 260V257L239 258ZM255 259V258H254ZM253 259V260H254ZM256 259V260H257ZM93 260V259H92ZM109 260V261H108ZM160 260V261H162ZM172 260V259H171ZM200 260V259H199ZM202 260V259H201ZM226 260V259H225ZM230 259H228V263H231L229 262ZM256 260H254V262H256ZM261 260V259H260ZM82 261V260H81ZM91 261V260H90ZM104 261V260H103ZM103 261H102V264H103ZM166 260H164V262L162 263H165ZM185 261V260H184ZM189 261V260H188ZM233 261V260H232ZM247 260H245L246 262ZM252 261V259H251ZM250 261V263H251ZM157 262V261H156ZM168 262V260L166 261ZM183 262V259L181 261L180 264H182ZM202 263V261H200ZM217 262V261H216ZM221 262V261H220ZM224 262V261H222ZM227 262V261H226ZM225 262V263H226ZM235 262V260H234ZM243 262V261H242ZM27 263V262H26ZM94 263V262H93ZM161 263V262H160ZM175 263V262H174ZM194 263V262H193ZM236 263V262H235ZM238 263V262H237ZM244 263V262H243ZM248 263V262H246ZM262 263V261H261ZM261 263H258V264H261ZM0 264H5L3 263V260L0 258ZM17 264H25L22 262H19ZM87 264V263H86ZM106 264V263H105ZM168 264V263H167ZM172 264V262H171ZM179 264V263H177ZM234 264V263H232ZM240 264V263H239ZM255 264V263H253Z\"/></svg>",
  "mask_w": 264,
  "mask_h": 264
},
{
  "label": "clouds",
  "instance_id": "3",
  "mask_svg": "<svg viewBox=\"0 0 264 264\" xmlns=\"http://www.w3.org/2000/svg\"><path fill=\"white\" fill-rule=\"evenodd\" d=\"M89 143H92L89 141ZM40 155L39 149H37L36 157ZM34 157V158H36ZM51 156H49L48 160L45 162L43 167H37L35 172L33 173V176L35 180L42 181L43 183L40 184L41 189H48L52 187L50 176H49V169H50V164H51ZM92 171H97L98 168L96 165H91ZM113 176L116 175L115 172L112 173Z\"/></svg>",
  "mask_w": 264,
  "mask_h": 264
}]
</instances>
